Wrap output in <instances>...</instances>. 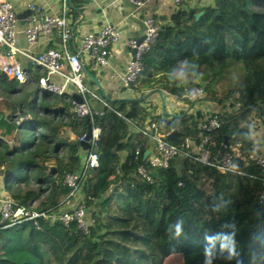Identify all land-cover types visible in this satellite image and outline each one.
Segmentation results:
<instances>
[{"label":"trees","instance_id":"16d2710c","mask_svg":"<svg viewBox=\"0 0 264 264\" xmlns=\"http://www.w3.org/2000/svg\"><path fill=\"white\" fill-rule=\"evenodd\" d=\"M190 60L198 68L186 69L182 82L180 65ZM141 64L133 97L105 100L108 107L96 117L98 166L87 171L74 197H68L65 176L82 166L78 139L87 118L72 116L71 97L42 91L39 75L19 83L0 72V196L44 214L37 226L0 225V264H264L263 184L246 136L248 116L264 117V0L201 6L184 0L159 24ZM192 89L218 108L221 126L208 134L210 155L218 156L226 138L238 173L175 157L156 178L142 179L136 170L150 141L139 134L147 122L154 121L164 140L178 147L188 136L197 145L203 133L197 115L185 111L167 123L157 95L134 99L160 91L168 112L169 103L186 102ZM76 202L90 220L86 232L57 219ZM180 219L182 233L174 237L168 228Z\"/></svg>","mask_w":264,"mask_h":264},{"label":"built area","instance_id":"2783aa9c","mask_svg":"<svg viewBox=\"0 0 264 264\" xmlns=\"http://www.w3.org/2000/svg\"><path fill=\"white\" fill-rule=\"evenodd\" d=\"M126 1L135 8H141L151 0ZM183 1L172 0L176 6ZM28 8L33 11V14L27 18L29 24L23 30L27 43L34 44L37 35L40 33L45 35L56 33L59 38L58 48L47 49L35 56L24 53L18 46L16 39L17 19L13 7L9 0H0V72L10 79L17 80L19 83H26L28 79L24 75L18 60V56L22 55L30 63L39 66L47 73L63 76L74 87L75 94L80 96L81 103L76 104L72 101L69 110L75 118H87L90 135L86 141L89 148L85 151L81 168L65 176V184L70 188L68 197H74L78 194L87 171L98 166V156L95 148L100 130L96 125L95 119L97 116H102L104 109L108 107L104 99L93 93L85 85L83 68L87 66L95 70L107 65L110 51L119 42L120 33L115 27L104 25L96 34H87L79 37L77 48L71 51L68 48V41L71 35L66 17L68 10L67 0H61L59 16L44 15L41 8L37 5L30 4ZM143 26L144 31L141 42L137 43L135 40L126 42V47L131 51L132 55L130 61L124 67L120 82L122 87L129 93H131V86L135 84L141 73V57L149 50L158 36L159 23L155 19L152 17L144 18ZM63 71H65V74ZM38 85L42 91L51 92L58 96L64 94L60 86L51 84L44 78L38 79ZM184 99L186 102L169 103L168 113L177 115L182 111H186L189 107L187 103L190 102L191 104L194 101L200 102L203 100V93L199 89H192ZM94 101L100 105L99 109L92 106ZM200 117L201 115L198 119ZM249 121L252 125L256 124L254 119L250 118ZM16 123L18 124V122ZM220 126L221 121L216 114L207 115L205 120L199 124V129L203 133L200 135V142L192 147L191 137H183L180 147H178L164 140L166 134L154 121L147 122L145 127L140 130L139 136L140 138L149 139L150 148L147 151L148 155L144 160V164L137 168V174L142 179L150 182L152 177L149 173L167 169L170 161L175 157L189 159L192 163L210 167L222 174H237L238 172L233 171L231 167L234 163L233 154L225 143L221 144V150L217 157H212L207 149L208 134ZM130 127L134 128L133 125H130ZM181 134L183 135V133ZM83 137L84 135L78 141L83 140ZM135 154H138V149ZM249 159L255 162L261 172L263 189L259 194V202L264 206V156L252 154L249 155ZM40 217H44V214L30 213L22 207L16 206L7 198L0 199V225L3 228L11 227L24 221H33L34 226H37L36 220ZM57 219L63 225L75 222L83 232H86L90 224V220L85 215L84 205L80 202H76L71 207L64 206L60 210Z\"/></svg>","mask_w":264,"mask_h":264},{"label":"crops","instance_id":"0c3cea01","mask_svg":"<svg viewBox=\"0 0 264 264\" xmlns=\"http://www.w3.org/2000/svg\"><path fill=\"white\" fill-rule=\"evenodd\" d=\"M210 1L189 0V5L201 6ZM9 2L16 16L23 13L30 4L40 7L44 15L52 17L60 15L61 0H9ZM67 4L66 17L72 34L68 41L69 50L73 51L77 48L79 37L87 34H96L104 25H111L120 33L119 42L110 51L107 65L95 70L84 66V74H86V76L84 75L85 85L88 88L90 86L89 89L95 93L96 89L99 92L95 84L97 83L108 100L133 97L132 91L131 93L127 92L120 82L124 67L130 61L132 55L131 51L126 47V42L129 40L137 42L142 39L144 18L152 17L159 24L166 23L177 9V6L173 4L172 0H151L141 8H135L126 0H67ZM28 24L27 18L24 24L20 20L16 22L17 43L24 53L35 56L47 49L58 48L59 38L56 33L52 35L40 33L37 35L34 44L27 43L23 30ZM18 60L27 79L37 74L40 76L39 78H44L49 83L60 86L63 90V95L72 99V95L75 94L74 87L63 76L47 73L39 66L30 63L25 56H18ZM63 73L65 74V71ZM99 97L104 99L101 94ZM92 106L96 109L100 108V105L95 101L92 102ZM216 112H218V108L214 103L200 101L193 106L190 113L197 114L198 117L201 115L197 120L198 124H200L207 115ZM248 117L256 122L254 125L255 132L252 135L264 138V117H255L254 115H249ZM256 143L259 145L260 151L257 152L253 147V154L264 156V143H261L259 139ZM72 205L73 203H69L66 206L71 207Z\"/></svg>","mask_w":264,"mask_h":264},{"label":"water","instance_id":"95a60500","mask_svg":"<svg viewBox=\"0 0 264 264\" xmlns=\"http://www.w3.org/2000/svg\"><path fill=\"white\" fill-rule=\"evenodd\" d=\"M32 14H33V11H32L31 9L27 8L23 13H21L20 15H17V16H16V19H17V20H20L21 23L24 24L25 19L28 18L29 16H31ZM197 17H198V15H196V18H197ZM141 40H142V39H140L139 41H137V43L141 42ZM83 71H84V68H83ZM95 84H96V86L98 87L99 92H100V94L102 95V97L104 98V100L108 101V98H107L106 96H104V93L102 92V90H101V88L99 87V85H98L97 83H95ZM152 95H157V96L159 97V99H160V107H161V110L163 111L164 116L167 117V123L170 124V120H171L172 118L182 117V116H178V115H176V114H170V113H168V112L165 111V101H164L163 96H162V94H161L160 91H157V90H156V91H149V92H147V93H144V94L141 95V96L136 97L134 100H136V101H145V100H147L149 97H151ZM72 99H73L74 103H76V104L81 103V98H80V96L77 95V94H73V95H72ZM125 100H129V98H126ZM197 102H198V101H194V102H192V103L189 105L188 109L184 112L183 115L189 113V111L192 109V107L194 106V104L197 103ZM175 133H176V131H175V130H172L171 133L168 135V140H171L172 137L175 135ZM89 135H90V129H89V127H88L87 130H86V133L84 134L83 140L78 141V144H79L81 150L84 151V152H85L86 150H88V148H89L88 144L86 143V141L89 139ZM223 142H224V143L226 142V138L224 139ZM147 155H148V152L146 151V152L143 154V158H142L143 161L146 159ZM149 174H150V176H151L152 178H156L157 175H158L156 171L150 172Z\"/></svg>","mask_w":264,"mask_h":264},{"label":"clouds","instance_id":"9594fccd","mask_svg":"<svg viewBox=\"0 0 264 264\" xmlns=\"http://www.w3.org/2000/svg\"><path fill=\"white\" fill-rule=\"evenodd\" d=\"M180 67H181V71L178 73V77L177 78L183 82V81H185L187 79V75L189 74V73H186L185 70L186 69L187 70L196 69V68H198V64H196L194 62V60H190V61H184V62H182L181 65H180ZM190 75L192 77H197V76H199L201 74H199L197 72H190ZM187 82H191V81L188 80ZM254 132H255L254 125H249V131L246 134V136L250 138V142L253 144V147L255 148V150L257 152H259L260 151V147L256 143V141L259 139L261 141V143H264V138L253 136L252 134ZM231 167H232V170L233 171H235V172H238L239 171L237 164L233 163L231 165ZM183 223H184V221L182 219L177 220L174 225H170L169 226L168 232L172 233L174 235V237H179L181 235V233H182ZM208 255H209V253L206 250L205 251V257L207 258Z\"/></svg>","mask_w":264,"mask_h":264}]
</instances>
